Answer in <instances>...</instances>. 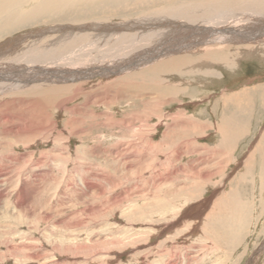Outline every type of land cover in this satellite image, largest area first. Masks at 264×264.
Returning <instances> with one entry per match:
<instances>
[{
	"label": "rangeland",
	"instance_id": "374dc122",
	"mask_svg": "<svg viewBox=\"0 0 264 264\" xmlns=\"http://www.w3.org/2000/svg\"><path fill=\"white\" fill-rule=\"evenodd\" d=\"M176 1L118 0L69 19L50 12L0 43L69 22L103 21L104 33L106 22ZM182 42L166 56L173 63L130 62L76 80L45 74L38 86L21 79L40 67L13 72L19 89L0 96V264H264V54L234 57L230 44L226 64L214 54L176 65L199 57ZM222 119L228 130L243 123L234 137L224 140Z\"/></svg>",
	"mask_w": 264,
	"mask_h": 264
},
{
	"label": "bare ground",
	"instance_id": "6f19581e",
	"mask_svg": "<svg viewBox=\"0 0 264 264\" xmlns=\"http://www.w3.org/2000/svg\"><path fill=\"white\" fill-rule=\"evenodd\" d=\"M26 1L28 0H0V34L13 29L20 23L35 20L37 16H40V18L49 17L50 12L57 11L58 13L60 11L68 16L67 18L69 19L76 17L75 12H80L79 14L92 13L105 9L114 2L118 3V0H39L27 12L26 10L23 11V4ZM31 14H34V16ZM59 16L61 17V14ZM127 20L116 24H114L115 22L108 24L105 21L106 26L102 27L106 31L104 33L101 32L100 27L103 21L81 22L84 25L79 24L80 27L69 26L71 23L69 22L68 27L64 26L62 32H60L61 28H58L59 26H49L52 29L49 27H36L9 37L6 41L3 40L0 43V61L4 59H13V61L6 68L0 69L2 71L7 69L10 71L6 75L0 73V96L19 89V79L21 77H13V72L19 71V68L21 70L28 68V65L30 69L40 67L42 70L36 77L31 78L30 74L29 76L24 75V78L21 79L25 81L22 82L23 85L32 81V84H34L35 80L39 81V79L47 80L44 78L48 77L45 74H53L60 81V77L69 79L75 75L73 79L75 78L74 80H76L79 76L87 77L91 74H96L97 71L105 73L115 72L125 63H147L160 57L166 60V56L169 57L171 53L179 52L180 44L184 43L182 41H185V45H183L184 51L188 53L194 52L195 55L197 53L199 57L189 60L178 58L176 65L186 62L188 64L195 63L201 60L203 65V61L210 56L214 57V54L216 59L218 58L217 61L220 60L219 62L226 64L230 59V55L233 54L231 50H235L232 48L233 46L238 47L235 50L234 57L243 53L244 55L249 53H256L255 55L264 54L262 48V45H264V0H180L165 5L160 10H153L147 16H142L137 20H129L130 22H127ZM77 23L79 22L77 21L73 24ZM171 25L178 27L182 25L184 27L181 30L172 31L170 29ZM113 26H117L114 32L111 29ZM68 28H70L69 30L72 29V31H69ZM182 33H185V35L183 36ZM170 36H172V39L169 38ZM167 38L169 40H165ZM163 39L165 40L164 43H162ZM186 41H189L190 45L189 43L186 44ZM62 43L65 47L60 51ZM35 44L38 45L35 47L36 52H33L31 47H34ZM230 44H233V46ZM260 51H263V53ZM131 53L133 55L129 57ZM123 55L128 56V58L123 60ZM28 56H30V60L25 62ZM176 58H168L162 64L173 63ZM104 60L106 63L103 62ZM57 61L61 64L56 65ZM15 65L20 67H15ZM109 66L111 69H109ZM59 68L63 71L57 72ZM72 74L73 76H71ZM38 84L40 85L39 82ZM5 106L6 103L1 104L0 109L2 110ZM34 110L35 107L32 111ZM37 112L43 114L41 110ZM231 117L233 118V116ZM222 120L221 130L223 131L222 137L224 140H227L228 137H234L237 128L240 130V126L243 124L230 121L232 128L228 130L224 126V119ZM231 131L233 132L232 134L230 133Z\"/></svg>",
	"mask_w": 264,
	"mask_h": 264
}]
</instances>
